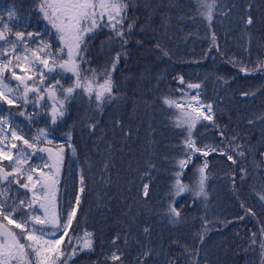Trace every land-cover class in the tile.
Returning <instances> with one entry per match:
<instances>
[{
  "label": "snow or ice",
  "instance_id": "1",
  "mask_svg": "<svg viewBox=\"0 0 264 264\" xmlns=\"http://www.w3.org/2000/svg\"><path fill=\"white\" fill-rule=\"evenodd\" d=\"M179 7L154 0L0 5V264H264V0L241 9L239 50L229 48L227 31H217L236 4L187 0L174 15ZM177 33L201 41L199 53L182 56ZM137 56L154 62L152 72L161 63L173 67L152 76L155 87L143 101L165 117L164 131L149 127L150 150L129 165L113 197L124 205V221L105 237L89 228L94 168L76 165L87 155L84 135L97 137L105 144L99 181L113 185L120 148L108 144L102 118L124 104V81L138 77L121 74ZM181 63L208 71L193 79ZM241 80L233 95L260 99L261 106L234 118L232 97L223 93ZM108 123L113 136L118 130L132 139L123 117ZM217 169L239 209L231 218L214 203ZM153 216L172 229L168 239L156 237L155 247ZM144 217V239H137ZM230 229L234 239L210 258L209 234Z\"/></svg>",
  "mask_w": 264,
  "mask_h": 264
},
{
  "label": "trees",
  "instance_id": "2",
  "mask_svg": "<svg viewBox=\"0 0 264 264\" xmlns=\"http://www.w3.org/2000/svg\"><path fill=\"white\" fill-rule=\"evenodd\" d=\"M154 2L159 6H166L174 2L176 3V5L180 6L179 7L180 10H185L187 5V0H154ZM248 2L249 0H243L244 4L240 3L241 8H243V6ZM252 2H256V0H252ZM191 54L188 57H191ZM145 65H149V69H151L154 66V62L143 60L137 56L134 57L133 60L126 66V68L123 70L121 74V79L123 80L124 77L131 76L133 74H135L138 77V79L124 81L125 84L124 95L126 97L124 104L117 108L106 109L105 115L102 118V127L104 128L105 132L108 134V138H107L108 144H112L113 141H115L116 145H118L120 148V151L116 157L117 163L113 171L112 186L101 184L99 181V174H98L99 166H100V161L105 156V144L100 143L97 137L89 138L87 134L84 135L83 140L81 141L82 145L85 143L88 145V149L86 150L87 155L86 156L81 155L80 161L76 166L77 167L92 166L94 168L92 175L95 177V181L93 182V192L89 197V202L91 204V212L89 215V228L90 230L92 228L101 230L105 237L112 235L114 230H118L124 221V216H123V212L125 211L124 205L122 203L117 204L116 201L113 200V197L116 196L122 190L123 182L130 174L129 163L136 158L138 164L141 161V156H143L145 153L144 144L145 147L148 146L146 140L143 138L142 132L144 130V134L145 133L149 134L147 131V127H150L151 124L148 123L147 120H145L146 118L144 119V121H141L140 117L146 115L145 114L146 108L143 104V101L145 100L144 97L148 98V93L152 91V89L154 88L155 82L153 80L143 78L142 73L145 71ZM184 65L187 68L188 74L191 75V72L188 68L190 66L186 64ZM169 66L170 65L161 63L158 69L167 68ZM178 66H182V65H178ZM209 66L211 67V65ZM179 68L182 71L183 67H179ZM202 69L203 71L204 70L206 72L208 71V68H202ZM210 85H213V82ZM236 112L239 113L241 111L238 110ZM113 115H119L123 117L125 119V122L130 124V126L134 129L132 139L128 141H124L120 137L118 130L115 136L111 134L110 125L108 121ZM133 115L135 117H132ZM162 119L163 116L160 115L156 120L157 121L156 123L159 126H161ZM161 127L164 128L163 126ZM137 133L139 135H137ZM156 138L159 140L162 137L159 136ZM149 150H150V142L148 146V151ZM130 156H133L134 159L129 160ZM117 172L121 178L119 182L116 180ZM124 195L127 196L129 194L124 193ZM131 195H134V193H132ZM98 196H100L101 201H99ZM106 203L108 208H111V211H108L107 208H105ZM138 227L140 226L137 225L136 227V238L142 239L143 236L142 238H140L139 236L140 233L137 229ZM170 236L171 235H167V237L164 240L168 239ZM147 242L148 241L145 240V243ZM152 243L154 247L157 246V240L153 239V237H152ZM129 247L132 249L134 255L135 247H136L135 243L130 242Z\"/></svg>",
  "mask_w": 264,
  "mask_h": 264
},
{
  "label": "rangeland",
  "instance_id": "3",
  "mask_svg": "<svg viewBox=\"0 0 264 264\" xmlns=\"http://www.w3.org/2000/svg\"><path fill=\"white\" fill-rule=\"evenodd\" d=\"M240 1L241 0H231L232 3L237 5V8L234 12V14L232 15V18H235V20H239V16L242 15V11H241V5H240ZM225 3H229L227 0H224ZM8 0H0V5H4L7 4ZM172 4H176V3H172ZM186 9V8H185ZM180 9L178 8L176 10V12L174 14L179 15L180 13ZM241 29H242V24L241 23H232V21L230 19L225 20L224 24H223V28H220L219 26L217 27V31L221 32V31H227L229 33L228 36V46L230 49L232 50H237L236 48L239 47L240 48V44L236 41H241ZM236 44L238 45H235ZM175 45L177 48V51L182 55L185 56L188 59H191V57H188L192 52H196L197 54L199 53V51L201 50V41H199L196 38L193 39H185L183 38L182 34L177 33V38L175 39ZM236 47V48H235ZM239 50V49H238ZM180 65L182 66H178L179 67H183L182 71L183 72H187V68L185 67V65L183 63H181ZM180 69V68H179ZM165 70L168 73H172L173 72V67L170 65L167 68H160L157 69L156 72H152L151 69L148 70V72L146 73L145 71L142 73L143 78L144 79H150L152 80V76L155 75L157 72L158 73H164ZM190 72H191V76L193 79H196L198 76L206 73V71L201 68V67H197V66H190L189 68ZM207 70V69H206ZM170 77V76H169ZM169 81H171V77L169 78ZM169 86H172L171 83L169 84ZM155 87V86H154ZM240 87H242V85H234L232 86L231 89H229L227 92L223 93L226 96H231L232 97V101L235 99H238L239 102L241 101L242 103V109L240 110L241 112H239L238 114L242 115L243 118L245 115H243V110L247 107H255V108H260L261 106V101L260 99H257L255 102H253L252 100H247L244 101L242 98H240L238 95H233V93H235L237 91V89H239ZM212 89V90H210ZM214 90H216V85L215 82L213 81V85H209V89H208V94L209 95H214ZM145 99L147 97H144ZM231 101V102H232ZM246 106V107H245ZM245 107V108H244ZM134 114V113H133ZM146 115H143L142 117H140L141 121L147 120L148 123L151 124V126H154L158 131L163 132L164 128H162L161 126L164 127V119L165 117H163L162 121H161V126H159L156 122L157 118L160 116L159 114H153V111L151 108H146ZM132 117H135L134 115ZM140 125V124H139ZM139 127V126H138ZM147 131L149 134H144V130H143V138L146 140L148 146H149V142H151V137H150V132H149V127H147ZM137 135H139L137 133ZM170 135V134H169ZM159 137V136H157ZM157 139V138H156ZM158 140V139H157ZM148 146L145 147L144 144V148H145V153L143 156H141V160L146 156L147 151H148ZM134 159L133 156H130L129 160ZM129 164H131L133 166V168L137 165V159L135 158L134 160H132ZM130 172V171H129ZM217 178L216 181L214 182V184L212 185V189L213 192L216 194L217 199L214 201V203L217 206V209L219 212H222L223 215L228 216L229 218H231L234 213L236 211H239L237 204L235 203V201L232 200L231 198V193L229 191V187L226 181H224L222 179V173L220 172L219 169H217ZM130 175V174H129ZM245 195L248 196L249 201H252L251 196L249 195L248 192H245ZM99 201H101L100 196H98ZM145 219H149L148 217H144L141 218L137 225H139L140 227H138V231L140 233V228L143 226L142 221H144ZM150 222L153 228V239L156 240V237L159 235L161 236L163 239H165L167 237V235H172V229L169 228V226L167 224H165L161 218L159 217H151L150 218ZM198 227V226H197ZM249 227H251V225H249ZM242 230V229H241ZM236 231V229H230L226 232L225 235H219L217 234L215 231L211 232L210 235V239L208 242V248H209V252H210V258H215L216 255H220V248L219 245L220 243L225 240H232L234 239L232 232ZM140 238H142V235L139 234ZM143 239V238H142ZM221 258L223 259V256H221Z\"/></svg>",
  "mask_w": 264,
  "mask_h": 264
},
{
  "label": "bare ground",
  "instance_id": "4",
  "mask_svg": "<svg viewBox=\"0 0 264 264\" xmlns=\"http://www.w3.org/2000/svg\"><path fill=\"white\" fill-rule=\"evenodd\" d=\"M228 2H230V3H232L231 2V0H227ZM235 1V0H234ZM240 3H242V4H244L243 3V0H241L240 1ZM230 20L232 21V23H234V24H236V23H241L239 20H235V18H230ZM236 42H238L239 44H241V41H236ZM236 42H235V45H237L236 44ZM238 46V45H237ZM188 68H190V67H188ZM253 81H251V80H249L248 81V83H252ZM244 85V81H239V83H236V84H234V85ZM210 90H212V89H210ZM246 107V106H245ZM244 107V108H245ZM231 108H232V110L234 111V118H240V117H242V115H240V114H238L236 111H240L241 109H242V103H241V101L239 102V100L238 99H235V100H233L232 102H231ZM258 108H255V107H247V108H245L244 110H243V115H246V114H249V113H251V112H253V111H255V110H257Z\"/></svg>",
  "mask_w": 264,
  "mask_h": 264
}]
</instances>
